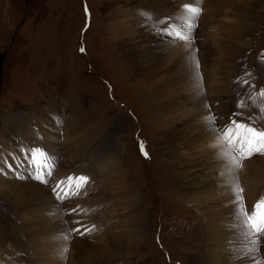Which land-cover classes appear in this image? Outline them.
I'll list each match as a JSON object with an SVG mask.
<instances>
[{"label":"rangeland","instance_id":"374dc122","mask_svg":"<svg viewBox=\"0 0 264 264\" xmlns=\"http://www.w3.org/2000/svg\"><path fill=\"white\" fill-rule=\"evenodd\" d=\"M242 1L162 0L160 6L141 9L135 0H0V54H5L0 79V264H6L1 260L4 256L27 264H47L40 252L52 243L53 248L61 249L52 254L58 262L48 264H169L167 257L171 264H197L199 216L184 176L187 161H196L195 174L203 173L208 178L204 181L218 185L215 189L220 192L228 186L234 192L237 184L243 191L258 182L264 187V155H254L233 169L231 157L217 153L218 148H227L226 143L220 142L214 149L212 135L199 138L201 141L194 138L196 113L220 109L223 105L214 100L226 96L233 98L235 105L244 102L242 108L236 106L244 122L264 129V113L260 111L264 97L258 95L264 88V0H256V6L244 10L249 15L245 28L239 12ZM185 4L201 9L193 24L199 22L203 27L194 24L190 34L186 29L184 33L190 35L191 43L193 36L208 37L198 43L206 46L202 52L210 48L212 64L207 61L203 65L194 56L191 65L197 70L193 81L190 77L187 84L178 86L180 80L170 75L176 93L152 95V87L143 90L136 86L133 80L138 79L126 68L122 46L114 43L111 30L121 27L120 22L127 23L132 44L143 56L145 46L135 35L144 32L150 33V40L156 39L155 35L161 38L164 58L179 51L193 50L198 55L200 44L189 50L186 42L173 43L171 37L158 34L168 23L179 28L191 19L182 7ZM170 7L175 19L171 22L165 13ZM141 12L149 13L150 19ZM232 34L240 35L234 38ZM184 64L185 71L192 69L190 62ZM222 65H229L236 77L226 81ZM194 86L206 101L201 109L181 101L183 97L190 99ZM69 114L71 121L66 119ZM181 121L187 127L176 131L180 129L190 139L185 148L168 141ZM37 143L47 148L53 162L54 151L59 158L54 165L56 172L51 174L53 181L47 178V184L28 175L31 169H27L25 153L29 155L28 148ZM141 143L147 157L140 151ZM231 155L239 159L235 152ZM219 167L228 174L221 173ZM72 172L92 174L94 183L86 196L70 201L69 208L80 205L82 214H64L63 218L67 200H56L51 188ZM37 189L47 190L49 205L55 204L57 214L50 207L41 209L39 215L32 212L35 208L30 198ZM101 205L102 211L97 213ZM71 218H82L85 227L95 225L88 236H75L86 243V249L73 250L72 240L62 257L64 242L52 239L48 246L38 243L45 237L46 225H82L81 221L67 224ZM242 238L248 244L246 236ZM233 246L230 249L238 248ZM229 256L233 255L229 252Z\"/></svg>","mask_w":264,"mask_h":264},{"label":"bare ground","instance_id":"6f19581e","mask_svg":"<svg viewBox=\"0 0 264 264\" xmlns=\"http://www.w3.org/2000/svg\"><path fill=\"white\" fill-rule=\"evenodd\" d=\"M135 1H136V3L139 4L141 9H145L146 7L147 8H153V7L155 8L157 6H160L161 2H162V0H135ZM150 4H153V5L149 6ZM253 5L256 6V0H243L241 3H239V12H240V14H242V15H240V18H241V21H245V22H242V25L244 24L242 26V28H245V25L247 23H249L246 21V17H248L249 15L247 16L244 10L246 9V11H247V8H252ZM173 10L174 9L172 7L165 9V13L169 14V22L175 20L173 15L171 14L174 12ZM248 21H249V19H248ZM194 24H196L197 26L199 25V27H203V25L199 22H195ZM118 25L121 27L116 26V28L112 29L111 31L114 32V35H115L114 43H117V46H120V45L122 46V47L121 46L120 47H121V52H122V58L126 64V68L128 69L129 73L132 74V76H135L136 79H138V80H133L135 82L136 86L138 85L137 87H141L143 90L146 88L149 89L150 87H152V89H153L152 93L150 92L152 95L158 96L159 92H161V91H162L164 96L168 95V94H171V95L175 94L176 91L173 90V84L171 83V81H172L171 78L173 76H175L174 79L180 80V83L178 84V86H183V85L187 84L188 80L191 78L193 81V77L196 76L195 74H196V70H197V69L195 70L193 68V65H191L192 61H194L193 60L194 56H195V59L199 58L200 62L203 65H206L207 61H209L212 64V60H211V58H209L210 55L208 56V51L210 50V48L208 47L209 50L207 52L205 51L207 53L206 54L205 52H202V50L205 49L206 46H204L201 42L198 43L200 40H207L208 37H207V39L204 37H198V39H194V36H193L194 42L192 41L191 46L193 45V48L198 47L197 46L198 44H200L199 46H201V48H199L200 53H198V55H195V52L193 53V50H191V52L186 51L183 54L180 53V51H179V53H175L174 57H173V55H168L167 57L164 58L163 53H160V52H162V48H164V47L162 45V40H161V38H158L159 37L158 35H155L156 39L152 37L151 38L152 40H150V36H149L150 33L149 34L147 32L137 33L135 35L136 36L135 38L136 39L139 38L145 46V53H144L145 55L143 56V53L141 51H137V48L135 47V45L132 44L134 38L132 37L133 34L130 31L128 33L126 31L130 28L127 25V23L120 22ZM235 33H237V32H235ZM239 35L235 36L232 34V36H234V38L238 37ZM241 37L243 38V35L240 36V39H241ZM125 42H126V44H125ZM122 43H123V45H122ZM139 43H140V41H139ZM171 59H173V60L171 61ZM222 60H228V59L223 57ZM231 61H233V60H231ZM189 62H190V64H189ZM184 63H188L191 67L188 64L187 65L192 69H188L187 71H185L186 67H185ZM233 63L234 62H232L231 64H233ZM196 64H197V62H196ZM189 67H187V68H189ZM234 67H236V66H232V68H234ZM205 68L209 69L210 67L205 66ZM228 68H229V65H222L221 66V69L223 71V75H224L226 81L228 78H232V77L235 78L236 77L235 76L236 72L235 71L231 72V68L230 69H228ZM194 80H195V78H194ZM227 84H228V82H227ZM175 85L176 84H174V86ZM186 87H188V86H185L183 88H186ZM215 87H216V85H215ZM175 88H176V86H175ZM216 89H217V87H216ZM192 91L193 92L190 94V99L180 97L182 99L181 101L183 103L189 102L192 106H198L199 108L203 107L202 105H203L204 100H202L201 97L197 95V91H196L195 86L192 87ZM215 91H217V90H215ZM199 92L201 93V91H199ZM187 93H189V90ZM223 94H225V92ZM228 95H229V93H228ZM218 96H220V95H218ZM214 101L217 104H221L223 106L220 109H216V111H214L212 108H210L208 114H207L206 110L201 115L199 113L200 110H199V112L196 113L194 122H197V123L196 124L193 123V129L195 132V137H194L195 139H199L203 136H211V135L214 137L213 133L208 130L206 123H205V117L209 114H215L219 118L217 121V124L220 126H224L225 124H227L232 113L237 114L233 117L235 120H237L239 122L243 121L241 119L239 111L236 109V105L233 103V98H231L230 96H226L223 98V100L217 99ZM204 102H206V101H204ZM204 106H206V105L204 104ZM188 110H187V112L191 111V110H189V111ZM194 111L192 109L193 113H194ZM202 112H203V110H202ZM69 117H70V114H69V116H66V119L71 121V119L73 117L71 119H68ZM74 118H76V117L74 116ZM185 121H181V122H179V124L177 123L178 125L175 123L177 126L175 127L173 132L170 133V134H172V136L168 140L170 145L178 144V146L181 145L184 148L186 147L185 144L188 145V142L190 139L187 138V135L182 134L180 129H179V131H176V129L178 127L184 128L185 123H186ZM199 121H200V123L198 124ZM186 127L187 126H185V128ZM39 138H40V135H39ZM22 139L28 140L23 135H22ZM43 141H45V140L43 139ZM219 143L220 142L213 139L210 144L212 145V147L214 149H217ZM37 145L44 146L42 143H37L35 146H37ZM220 147H223V145ZM226 151H227V148H222V149L218 148L217 149L218 154H221L222 156L229 158V156H226L224 154ZM213 152H214V150H213ZM193 153H195V152H193ZM196 154H197V151H196ZM202 154L203 153H201V155ZM29 155L32 157L31 151H30ZM189 156H190V158L192 157L191 154ZM212 157H214V156H212ZM195 158H196V156H195ZM37 159H39V158H37ZM262 160L264 161V157H262ZM187 162H189V163L186 164V168H185L186 170H185L184 176H186V184H187V187H188L190 194L193 196L192 199L194 200V204L198 208V216H199L198 225L196 227V232L198 234V241H199V247H198L199 249L197 248L199 250L198 260H196L197 264H253L254 261H255V264H264V243H263L264 240H262L260 242L259 246L257 247V250L255 252H251V253H249L247 251V248L249 245L246 243H243L242 237L245 236V231H244V228L241 226V222L237 218L235 196L232 195V193H234V192L231 191V188L230 189L228 188L230 186L227 185L228 187L225 190H223L222 192H220V189H215L216 187H218V185L217 186H215V184L214 185H212V184L208 185L204 181L206 179L208 180V178H206V176L203 173L195 174L194 170H195V168L198 167V163H195L196 161L194 162L193 160H190ZM31 164L33 166L34 162L32 161ZM220 167H221V165H220ZM220 167H219V169H220ZM232 168L234 169V167H232ZM228 169H229V166H228ZM192 171H194V173ZM220 172L223 174H228L224 168H221ZM205 173H206V171H205ZM83 175H84L83 173L82 174H76V173L72 172L68 175L60 177V179L64 180L65 184H66L67 178L69 176L79 177V176H83ZM231 176H233V175H231ZM233 178H234V176H233ZM222 179H224V177H222ZM92 181H93V179H92ZM229 181H230V179H229ZM216 183H218V182H216ZM227 183H228V181H227ZM89 185L92 186L93 183H91ZM225 186H224V188H225ZM89 188L90 187L88 185L85 188H83L82 189L83 191L80 192V194L77 198L84 195V192L86 191V189H89ZM34 189H36V188H34ZM232 189H233V187H232ZM37 190H39V191H33V193L31 194V198L29 197L32 201L31 206H33L35 208L34 210L32 209L33 210L32 212L35 215H37L38 213H40L41 209H45L46 207H50L51 211L54 213L56 211V214H57L58 211H57V207L55 206V204L53 203L52 207L49 205L50 203L48 202L49 196H48V193L46 192L47 190L46 189H37ZM242 195H243V203L247 206L248 209H251L252 206L255 205V203L262 196H264V187L262 188V186L260 185V182H258L256 186H251V185L249 186L248 185L247 188L243 191ZM77 198H75V199H77ZM19 214H21V213H19ZM73 216H76V215H73ZM54 219H56V218H54ZM30 220H31V218H30ZM96 221L99 222L100 220L98 219ZM66 223L71 224L70 221L66 222ZM66 226L67 225L61 226L60 222L59 223L54 222L52 228H51V225H46L45 229L47 231H46L45 237L43 239H38V241H39L38 243L45 244L46 246H48V244H46L47 242L51 241L52 239L53 240L57 239L55 241L62 244L63 241L60 239V233L65 232L67 230ZM74 227H76V226H74ZM74 227H72V228H74ZM68 228H71V227L68 226ZM102 228L104 230V227H102ZM105 228L107 229V227H105ZM41 236H42V234H41ZM75 236H77V235L73 234L70 238V241H69V243H70L72 240H74V241H72V243H74V249L73 250L82 251V247H84V249H86V243L78 241L77 237H75ZM240 238H241V240H240ZM231 243H234V244H231ZM237 243H239V244H237ZM52 245H55V243H52L51 246L49 245L50 246L49 248L46 247L45 249L42 250V252H40L41 258L43 257V259H44L43 261L46 262L47 264H48V262H50V263L58 262L57 259H55L52 256V254H53L54 250L61 249V248L60 247L59 248H57V247L53 248ZM233 245H238V248L230 249V247H234ZM231 250H235V253L233 251V253H234L233 254L231 252ZM229 252L233 255L232 257L229 256ZM72 262H74V261L72 260Z\"/></svg>","mask_w":264,"mask_h":264},{"label":"snow or ice","instance_id":"6c2138e0","mask_svg":"<svg viewBox=\"0 0 264 264\" xmlns=\"http://www.w3.org/2000/svg\"><path fill=\"white\" fill-rule=\"evenodd\" d=\"M184 10L191 14V19L179 26H171L170 29H162L158 34L167 35L171 37L170 42L184 41L188 44L189 50H191V37L190 33L193 30V21L195 17L200 13L201 9L196 6H184ZM87 12V10H86ZM141 15H144L150 19V14L141 12ZM187 30L185 34L184 30ZM81 52L84 51V48L81 47ZM198 67V62H197ZM247 84L248 81H243ZM259 96L264 97V89L259 93ZM244 102L239 101L237 107H243ZM260 111L264 113V107H261ZM237 115L232 113L227 124L220 126L217 124L218 117L215 114H209L205 117V123L209 131L214 135V138L221 142L227 144V151L224 153L226 156H230V163L234 168L242 167V161L247 160L248 158L253 157L254 155H264V129H258L250 122H239L233 117ZM140 151L142 155L147 157L148 153L145 150L143 143L140 144ZM235 152L239 159H236L235 156H232L231 153ZM33 162L37 164V174L35 179L41 183L47 184V176H51V170L49 169L46 173L40 172V168H47V164H40V161L45 160V153L39 148L31 150ZM39 158V159H37ZM89 178L86 176L72 177L67 178L68 188L63 190L62 185L65 184L64 180L58 181L57 184L52 187V192L55 195L56 200L63 202L70 196H78L81 190L88 183ZM73 185L75 190L73 191ZM58 189L63 190V195H61ZM235 193V204H236V214L238 220L241 222V226L244 228L245 236L248 240L247 251L249 253L255 252L260 242L264 240V196H262L251 209H248L247 206L243 203V189L236 185L234 189ZM76 209H72L69 215L76 212ZM74 224H79V221H72ZM95 229V225L92 228H84L81 231L80 227L70 228L65 232L60 233V239L64 242V247L60 252L62 257L66 256L68 252L67 243L70 241V238L73 234L84 235L85 233H91ZM255 264V261L253 262Z\"/></svg>","mask_w":264,"mask_h":264},{"label":"water","instance_id":"95a60500","mask_svg":"<svg viewBox=\"0 0 264 264\" xmlns=\"http://www.w3.org/2000/svg\"><path fill=\"white\" fill-rule=\"evenodd\" d=\"M4 56H5V54H0V79H1V68H2V61H3V59H4Z\"/></svg>","mask_w":264,"mask_h":264}]
</instances>
